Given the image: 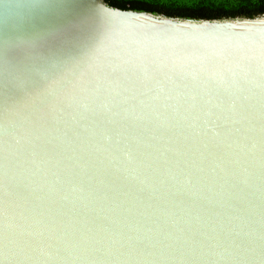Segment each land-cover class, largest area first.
Returning <instances> with one entry per match:
<instances>
[{
  "label": "water",
  "instance_id": "obj_1",
  "mask_svg": "<svg viewBox=\"0 0 264 264\" xmlns=\"http://www.w3.org/2000/svg\"><path fill=\"white\" fill-rule=\"evenodd\" d=\"M0 264H264V15L0 0Z\"/></svg>",
  "mask_w": 264,
  "mask_h": 264
},
{
  "label": "trees",
  "instance_id": "obj_2",
  "mask_svg": "<svg viewBox=\"0 0 264 264\" xmlns=\"http://www.w3.org/2000/svg\"><path fill=\"white\" fill-rule=\"evenodd\" d=\"M113 8L195 20L255 18L264 15V0H105Z\"/></svg>",
  "mask_w": 264,
  "mask_h": 264
}]
</instances>
